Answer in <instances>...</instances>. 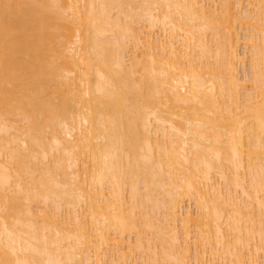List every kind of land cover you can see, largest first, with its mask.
<instances>
[{
  "label": "bare ground",
  "instance_id": "obj_1",
  "mask_svg": "<svg viewBox=\"0 0 264 264\" xmlns=\"http://www.w3.org/2000/svg\"><path fill=\"white\" fill-rule=\"evenodd\" d=\"M137 257L264 264V0H0V264Z\"/></svg>",
  "mask_w": 264,
  "mask_h": 264
},
{
  "label": "rangeland",
  "instance_id": "obj_2",
  "mask_svg": "<svg viewBox=\"0 0 264 264\" xmlns=\"http://www.w3.org/2000/svg\"><path fill=\"white\" fill-rule=\"evenodd\" d=\"M240 32H241V36H242V39H241L242 45L240 47V52L242 53L241 54L242 56L243 55L244 56L246 55V57H245V59H246V66H245V68L241 67V69H240V73H241L240 76L242 75V77H246V81L249 84H252V79L253 78H252V74H251V71H250V60H251V56H250V53L249 52H247L246 54H244V47H245L244 43H245V41L247 39L246 38L247 37L246 36L247 30L241 29ZM126 194H128V193H126ZM38 205H40V204H38ZM191 208L194 209V205H192ZM135 235H136L135 233H132V239L133 240H135ZM136 260L138 261L139 264H143V259L141 257H137Z\"/></svg>",
  "mask_w": 264,
  "mask_h": 264
}]
</instances>
